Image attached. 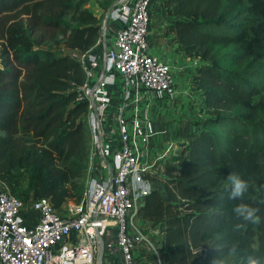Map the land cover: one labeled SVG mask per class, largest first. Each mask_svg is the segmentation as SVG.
<instances>
[{"label":"trees","instance_id":"trees-1","mask_svg":"<svg viewBox=\"0 0 264 264\" xmlns=\"http://www.w3.org/2000/svg\"><path fill=\"white\" fill-rule=\"evenodd\" d=\"M89 2L0 0V179L25 200L60 207L84 193L92 135L76 53L100 43L103 21ZM162 3L164 33L203 61L191 79L203 114L181 143L187 156L149 175L163 187L138 213L162 233L161 264H244V249L264 254V222L233 232L241 201L228 199L227 177L249 180L243 202L264 218V0ZM236 242L241 252L229 255Z\"/></svg>","mask_w":264,"mask_h":264},{"label":"built area","instance_id":"built-area-1","mask_svg":"<svg viewBox=\"0 0 264 264\" xmlns=\"http://www.w3.org/2000/svg\"><path fill=\"white\" fill-rule=\"evenodd\" d=\"M157 4L119 0L110 15L121 25L111 30L108 18L102 21L103 57L94 48L76 53L86 71L80 98L88 100L92 135L83 196L56 207L48 196L25 200L0 179V264H98V234L105 245L102 264L144 262L145 235L136 217L160 182L149 175L161 171L143 143V113L171 96L175 85L173 65L149 49ZM158 132L166 129L152 127L145 137Z\"/></svg>","mask_w":264,"mask_h":264},{"label":"crops","instance_id":"crops-1","mask_svg":"<svg viewBox=\"0 0 264 264\" xmlns=\"http://www.w3.org/2000/svg\"><path fill=\"white\" fill-rule=\"evenodd\" d=\"M88 5L97 16L105 13L103 20L108 18V24L111 30L121 25L119 20L110 15V9L114 4L106 11L104 10L105 7L100 5L97 0H90ZM164 7L162 0H158L157 10L159 12L154 16L156 20L159 17L160 10ZM165 14L164 26L167 25L169 18L168 13L165 12ZM154 18L151 27V44L149 49L162 60L173 64L176 73V82L174 92L171 96L151 104L147 115L143 113L145 121L143 120L142 122L141 132L143 143L147 146L149 161L157 159L155 166L159 171L163 172L162 163L165 159H177L180 156H187L188 152L182 151L181 143L187 140L189 131L197 129L198 126L194 121L203 114L200 110L202 96L197 97L200 91L193 89L191 84L192 75L203 61L200 58H191L184 51L177 50V43L173 40L174 34L167 35L164 34L163 29V33L160 29H156V26H154ZM105 48V43L100 42L93 51L102 58ZM152 127L153 129L165 128L166 132H158L150 135L146 139L145 133L151 130ZM169 144L172 146L169 152L165 156L162 155ZM155 187L161 189L163 184L161 182H155ZM136 223L145 235L143 242L145 258L141 256L140 259L144 260L142 264H152L153 245L157 247L161 244L162 233L154 226L153 221L149 219L137 216ZM157 232L159 236L156 238L155 235Z\"/></svg>","mask_w":264,"mask_h":264},{"label":"clouds","instance_id":"clouds-1","mask_svg":"<svg viewBox=\"0 0 264 264\" xmlns=\"http://www.w3.org/2000/svg\"><path fill=\"white\" fill-rule=\"evenodd\" d=\"M227 179L231 185L228 199L241 201L233 208V212L238 218V222L233 225V232L240 233L245 225H256L264 222V218L258 215L260 212L258 207L243 202L244 195L250 187L249 180L242 179L240 175L235 173L229 174ZM261 203H264V201H261ZM259 251L256 248H252L251 251L244 249V264H264V254H257ZM240 252L239 242L234 243L229 249V255H237ZM212 264H222V261L213 258Z\"/></svg>","mask_w":264,"mask_h":264},{"label":"rangeland","instance_id":"rangeland-1","mask_svg":"<svg viewBox=\"0 0 264 264\" xmlns=\"http://www.w3.org/2000/svg\"><path fill=\"white\" fill-rule=\"evenodd\" d=\"M102 1H104V0H102ZM119 0H111V2L108 4V6L107 7H105V11L106 10H108V8H110L111 7V5L112 4H115L116 2H118ZM104 11V12H105ZM165 12H166V8L164 7L163 9H161L160 10V13H159V17L157 18V20H156V17L154 18V26H156V29H160L161 30V32H162V29H163V31H165V27L166 26H164V23H165ZM104 16H105V13H103L102 15H101V18L103 19L104 18ZM102 30H103V28H102ZM163 33V32H162ZM165 34V33H164ZM111 39H112V37H108V45H110V41H111ZM62 50H64V49H62ZM171 65H173L172 63H171ZM174 71H175V69H174ZM175 82H176V73H175ZM154 226L156 227V228H158V225L157 224H154ZM159 229V228H158ZM157 236H159V233L157 232L156 233V235H155V237L157 238ZM152 258H153V262H152V264H158V261H157V259H156V257H155V254H154V252H153V254H152ZM223 264V263H222Z\"/></svg>","mask_w":264,"mask_h":264},{"label":"water","instance_id":"water-1","mask_svg":"<svg viewBox=\"0 0 264 264\" xmlns=\"http://www.w3.org/2000/svg\"><path fill=\"white\" fill-rule=\"evenodd\" d=\"M98 239H99V242H100L99 254H98V264H102L104 250H105V245H104L103 237L100 234H98Z\"/></svg>","mask_w":264,"mask_h":264}]
</instances>
